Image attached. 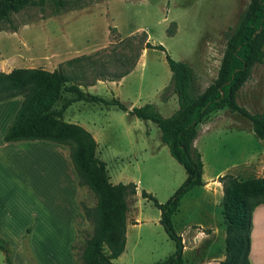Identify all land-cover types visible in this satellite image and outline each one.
<instances>
[{"label":"rangeland","instance_id":"obj_1","mask_svg":"<svg viewBox=\"0 0 264 264\" xmlns=\"http://www.w3.org/2000/svg\"><path fill=\"white\" fill-rule=\"evenodd\" d=\"M248 1L92 0L81 8L58 14H53L50 7L43 12L37 7H30L13 15L18 26L16 30L9 23L0 24V70L9 71L13 67L25 66L41 67L49 71L62 68L65 72L80 73V63L68 65L67 59L102 51L119 39L137 32L132 41L135 51L137 41L145 38L140 32L145 30L151 43H160L165 49L144 48L135 66L126 75L116 80L97 82V79L94 85L81 87L107 98L117 97L129 108L151 102L162 115L168 116L178 107V101L169 86L171 71L166 53L191 65L196 89L202 91L216 78L225 48V32L236 23ZM119 44L124 46L122 42ZM105 54L101 53L102 56ZM107 65L112 71L123 68V63L113 57L107 61ZM93 74L92 68H87L82 71L86 78L81 80L90 79ZM68 96L69 93H65L57 106ZM236 100L251 112L264 113V60L254 64L250 76L237 91ZM211 115L231 117L234 121H240L237 119L240 118L251 124L248 118L228 106ZM64 118L73 122L76 119L88 121L98 130L96 150L106 162L112 183H138V191L126 196L129 212L135 211L138 220L127 221L125 249L113 259L114 264H154L167 257L175 249V242L159 222L160 210L152 200L144 198L141 191L144 189L163 202L183 182L186 173L170 154L168 146L162 142L157 124L152 120L140 119L115 105L84 100L72 102L65 109ZM232 127L237 126L234 124ZM240 131L238 134L234 131L233 136L222 134L206 144L205 137H202L200 144L203 148L208 152H212L213 147L216 150V166L232 159H241L250 152L257 155L263 152L264 141L259 143L260 137L247 130L242 135ZM62 145L70 151L69 145ZM52 150L59 152L55 153V157L51 153L47 154V163L42 159L45 153L41 156L37 151L29 150L23 157L27 161V171L50 181L49 186L59 188L62 187L61 168L65 163L62 155H65V150L56 146H52ZM261 155L264 157L263 153ZM58 157L62 159L58 161ZM263 163L262 158L259 168L255 167L250 173H240L236 177L262 176ZM17 164L20 165L19 162ZM26 174L28 172L24 170L8 173L7 179L18 187L11 193L9 200L18 199L20 193L29 195L36 191L30 183L21 184ZM199 189L195 186L183 196L180 209L173 217L176 231L181 228V218L186 219V222L200 224L222 222V196L216 201ZM77 201L80 207L91 206L96 202V197L87 185L78 182ZM92 230L91 221L86 224L75 223V236L70 244L74 264H83L82 250ZM25 239L24 243L27 244ZM23 240L16 244L7 240L14 263L39 264ZM187 242L188 248L184 251L186 264H198L203 259L210 261L212 254L220 255L216 251L220 239L213 244L204 239L191 248V241ZM0 264H6L2 250Z\"/></svg>","mask_w":264,"mask_h":264},{"label":"trees","instance_id":"obj_2","mask_svg":"<svg viewBox=\"0 0 264 264\" xmlns=\"http://www.w3.org/2000/svg\"><path fill=\"white\" fill-rule=\"evenodd\" d=\"M90 1L0 0V24L9 23L16 30L18 26L13 15L24 9L37 7L43 12L50 7L53 14H58L81 8ZM136 33L119 39L102 51L67 59L68 65L80 63L78 67L82 71L91 67L94 74L90 79L81 80L86 78L82 71L65 72L62 68L49 71L41 67L17 66L9 71L0 70V100L23 95L4 139H48L69 145L79 184L87 185L96 197L93 205L82 206L86 219L93 223L92 233L86 238L82 250L83 264H114L113 259L123 252L129 207L126 196L136 193V183H112L109 180L105 162L96 154L97 141L92 133L81 124L64 119V111L72 102L84 100L115 105L140 119L152 120L159 127L160 138L168 146L170 154L184 167L185 179L167 200L158 201L150 192L141 191L142 196L152 200L160 210L159 222L175 242V249L154 264H186L184 243L175 229L173 214L184 194L204 183L202 154L193 143L200 123L213 112L228 106L248 118L254 134L264 139V113L251 112L236 100L237 91L250 76L254 64L264 60V0H249L236 23L225 32V48L217 76L202 91L196 89L191 65L166 53L171 71L169 86L178 101V107L168 116L162 115L151 102L129 108L117 97L107 98L81 87L91 85L97 79L116 80L126 75L135 66L144 48L165 49L160 43H151L146 31L142 30L140 33L145 38L137 41V50L134 51L132 41ZM168 33L172 34L170 31ZM121 42L124 46L119 44ZM101 53H106V56ZM112 57L123 63L120 71L109 69L107 61L112 60ZM65 93H69V96L57 106ZM219 178L223 183L222 213L226 222V235L225 256L218 264H250L248 254L252 211L257 204L264 203V174L238 178L225 173ZM0 250L4 252L6 264H15L8 241L1 236Z\"/></svg>","mask_w":264,"mask_h":264},{"label":"crops","instance_id":"obj_3","mask_svg":"<svg viewBox=\"0 0 264 264\" xmlns=\"http://www.w3.org/2000/svg\"><path fill=\"white\" fill-rule=\"evenodd\" d=\"M99 81L104 80L99 79L97 82ZM22 100L23 95L21 94L0 100V236L13 244L21 243L24 238H27L25 239L27 244L24 243V240L23 244L28 245V251L34 255L39 264H74L70 244L75 236V223L86 224L88 222L82 207L77 201L78 176L72 164L69 150L61 143H55L48 139H4V135L12 123ZM237 119L240 121H234L233 118L227 116L211 115L200 123L198 134L193 140L194 145L202 154L203 161L202 179L204 183L196 186L200 188L199 191L213 197L216 201H219L220 196L223 198V183L219 176L226 171L234 176H240V173H250L255 167L259 168L260 160L264 159L261 155L264 154L263 145V152L260 155L250 152L241 159H232L216 166L217 153L215 148L213 147L212 152H208L202 147L200 143L203 136L206 144L215 141L222 134L229 133L228 136H233L235 132L238 134L239 129L242 135L246 130L248 133L254 134L252 123L248 124L243 119ZM74 122L88 129L97 141L96 133L99 132L90 125V122L78 119ZM234 124L237 126L236 128L232 127ZM258 139L259 143L262 140L264 141L263 138ZM52 146L65 150V155H62L65 162L64 167L61 168L62 180L60 185L62 187L59 188H56L55 185L54 188L51 185L49 186L50 181L27 171V161L23 157L26 151H37L41 156L45 153L42 159L47 163V154L51 153L55 157V153L59 152L50 151ZM96 154L103 160L97 150ZM58 158V161L62 159L61 157ZM18 162L20 165L17 164ZM23 164H25L24 167L21 166ZM20 170L28 172L21 184L25 183L27 185V183H30V186L35 188L36 191L29 193V195L20 193L21 197L11 201L9 200L11 193L18 187L14 186L16 184L12 185L10 180L7 179L8 173ZM137 191L138 183H136ZM182 199L183 197L173 217L179 211ZM128 220H138L136 212H129V207L126 213V234ZM179 224L181 228L177 232L182 237L184 251L188 248L187 241H191L189 246L191 248L204 239L209 240L210 244L216 243L220 239V245L216 249L220 255L215 256V254H212L210 258L212 260L203 259L198 264H218V261L225 256L226 222L224 216L222 222L218 223L200 224L186 222V219L181 218ZM248 258L250 264H264V203L257 204L252 211Z\"/></svg>","mask_w":264,"mask_h":264}]
</instances>
